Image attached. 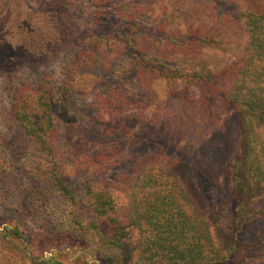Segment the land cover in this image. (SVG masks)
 <instances>
[{"label": "rangeland", "instance_id": "374dc122", "mask_svg": "<svg viewBox=\"0 0 264 264\" xmlns=\"http://www.w3.org/2000/svg\"><path fill=\"white\" fill-rule=\"evenodd\" d=\"M244 12L264 13V0H0L1 226L19 223L35 245L70 233L72 259L93 260L98 235L83 233L74 223L78 219L86 227L94 220L84 196L88 183L108 189L122 221L128 222L127 185L135 174L150 165L166 172L163 165L171 159L186 160L172 143L173 133L205 137L194 147L198 156L193 159L208 171L214 172L213 162L233 156L238 126L224 124L229 117L220 102L214 124H207L206 117L200 121L198 83L137 72L141 66L155 67L156 60L192 69L194 61H184V54L197 49L192 39L200 24L216 38L203 48L205 63L222 67L229 56L218 49L245 47ZM187 85L193 98L185 99ZM39 94L52 103L54 162L63 183L79 192L77 205L65 201L50 181L52 158L14 117L24 97ZM109 159L116 167L101 169ZM185 177L205 198L203 207L223 199V181L209 187L198 172ZM230 204L226 198L225 206L213 212L226 219ZM261 258L264 251L253 264Z\"/></svg>", "mask_w": 264, "mask_h": 264}, {"label": "trees", "instance_id": "16d2710c", "mask_svg": "<svg viewBox=\"0 0 264 264\" xmlns=\"http://www.w3.org/2000/svg\"><path fill=\"white\" fill-rule=\"evenodd\" d=\"M240 19L245 47L234 49L227 45L218 49L229 56L222 67L216 62L214 67L205 63L203 48L214 45L216 38L200 24L192 39L197 49L184 54V61H194L192 69L158 65L156 60L155 67L141 66L137 72L150 71L163 78L198 83L201 90L198 98L203 101L200 121L206 117L207 124H214L215 103L220 102L229 117L224 119V124L234 122L238 126L240 138L236 153L213 162L214 172L208 171L193 159L198 156L194 147H200L199 141L205 137L198 140L195 134L185 132L179 137L173 133L174 147L189 160L171 159L167 166L163 165L166 172L150 165L135 174L134 181L127 185L128 222L122 221L108 189L95 181L84 188L94 220H89L86 227L84 221L77 219L74 223L80 231L92 230L98 235L95 259H72L75 240L70 233L53 235L43 244L35 245L24 235L19 223L4 227L0 223V264H253L256 256L264 251V13L244 12ZM143 59V56L139 58L141 62ZM190 86L186 87L185 99L194 96ZM51 106V101L41 94L36 98L27 96L14 111V117L25 134L52 158L53 164L47 173L50 181L65 201L77 205L79 192L63 183L54 162L50 136L55 123ZM210 142L211 138L203 150ZM106 162L99 165L101 169L116 167L111 159ZM195 172L209 187L223 181L219 190L224 193L223 199L203 207L205 198L197 195L198 188L193 190L185 177ZM226 198L231 204L230 215L225 219L213 211L223 208ZM204 208L210 210L209 214L203 212ZM215 219L222 223H215ZM63 242L65 248L59 245ZM261 260L260 264H264V258Z\"/></svg>", "mask_w": 264, "mask_h": 264}]
</instances>
